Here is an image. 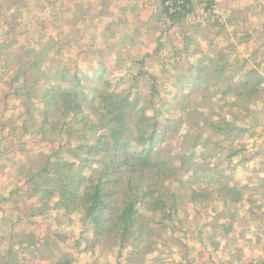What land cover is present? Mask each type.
<instances>
[{
  "label": "rangeland",
  "instance_id": "obj_1",
  "mask_svg": "<svg viewBox=\"0 0 264 264\" xmlns=\"http://www.w3.org/2000/svg\"><path fill=\"white\" fill-rule=\"evenodd\" d=\"M161 10L159 0H0V264H66L68 260H72L70 264H115L119 259L120 264H128L129 247L121 252L119 259L114 246L88 247L87 240L93 235L87 222L82 220V212H65L56 205L55 194L46 196L43 189L47 186L29 195L19 186V176L23 174L19 171L25 173L33 163L40 169L44 165L43 158L55 153V159L64 157L71 161L66 162L65 169L72 163L69 171L75 172L85 165L81 170L86 179L82 180L81 188L91 189L99 168L104 170L103 177L106 173L110 176L109 188L117 185L112 175H117L118 169L115 172L111 167L105 151L94 153L93 149L89 151L85 147L100 145L104 139L101 130L94 128L85 137L82 134L87 127L82 121H70L73 110L66 109L69 105L66 100L55 98L53 103H45L37 98L42 95L34 92L43 81L30 86L33 71L41 70L43 76L46 71L50 72V67L65 64L67 70L82 76L84 95L93 107L110 100L116 108L128 103V114L136 121L142 116L140 108L150 100L146 114L160 120V130L166 131L155 137L153 143L142 146L131 141L132 134L127 136L131 152L147 146L155 150L158 145L160 148L170 143L169 148H165L169 154L182 155L189 148L182 135L194 127V133L200 134V142L210 137L204 152L215 154L207 156L206 160L212 165L219 164L228 185L238 184L241 194L236 209L231 205L229 210L228 206L220 204L216 211L211 208L204 211L193 203L181 204L172 214L173 221L162 234L163 239L157 241L156 252L145 256V264L264 262V100L253 103L250 107L253 112L247 118L241 117L242 122H239L241 119L234 122L233 132L238 134L224 137V133L219 135L213 131L209 123L202 129L195 124L204 123L206 118L217 120L218 113L229 118L232 107L228 102L236 97L230 94L225 100L216 99L214 103L217 93L206 88V84L198 88L193 84L181 85L179 77L183 71L179 66L186 69L187 74L192 73L197 61L202 63L208 56L217 60L219 66L225 64L216 87L226 86L223 79L229 81L236 66L242 64V70L249 69L262 59L264 0H214L210 11L205 9L204 2H197L194 13L170 29L161 18ZM215 17L220 21L230 18L229 37L225 38L226 32ZM248 33L250 38L242 39ZM184 35H190L193 42L189 50H184ZM231 45L234 48L229 54ZM194 46L197 51L189 54ZM43 50V60H36L39 63L33 68L30 60L39 59ZM224 53H227L226 58H221ZM179 57H183L182 65L177 63L174 67ZM213 68L207 67L209 74ZM154 76L156 88L148 98ZM103 80L109 83L105 97H95V87L101 89ZM185 97H191L192 103L187 104ZM44 104L50 106L45 108ZM30 107L35 112L29 119L26 110ZM46 112L52 115L49 122L55 121L53 125L41 120L42 113ZM90 113V118H94L95 114ZM166 116L169 120L165 122L162 118ZM128 124L132 132L134 125ZM239 128L245 131L239 132ZM169 133L173 134L172 138L167 137ZM213 141L220 144L214 147ZM114 142L117 152L121 142L119 138ZM240 146L242 152L225 159L227 147ZM179 159L181 157L177 156L176 160ZM169 187L173 192L178 189L177 193L181 189L176 181L168 185V190ZM43 200H47L48 207L41 204ZM215 218H219V223H230L231 230L224 234L220 225L213 229ZM151 221L149 226L157 225ZM204 223L206 226L202 225ZM168 230L172 235L164 240V236H169ZM184 231V239H175V234L182 235ZM211 241L219 244V248ZM184 243L189 247L185 257Z\"/></svg>",
  "mask_w": 264,
  "mask_h": 264
},
{
  "label": "trees",
  "instance_id": "obj_2",
  "mask_svg": "<svg viewBox=\"0 0 264 264\" xmlns=\"http://www.w3.org/2000/svg\"><path fill=\"white\" fill-rule=\"evenodd\" d=\"M197 2H204L207 11L212 10L214 4V0H159V5L162 6V10L159 13L162 14L161 18L164 21L166 20L168 29L181 21H185L189 15H192ZM215 20L220 28L226 32L225 38L229 37L227 34V25L229 24L230 18L220 21L215 17ZM230 23L234 24V21H230ZM262 27H264V24ZM262 34L264 36V28ZM262 34H259V38L263 39ZM178 35H180V33H178ZM249 38V33L242 37V39L245 40ZM182 39L185 43L184 50H187L193 43L190 41V35H184L182 36ZM158 44L159 46H163V43L161 42H158ZM232 48L234 47L231 45V49H229V52L227 53L230 54L233 51ZM196 51L197 48L194 46L188 53L192 54ZM43 52L44 50L40 52L39 59L30 60V64L33 68L39 63L38 61L36 62V60H43ZM227 53L220 55V57L226 58ZM263 55L264 51L261 55L262 59L255 61L254 66L249 69L242 70V64L236 66L233 72L234 76H232L229 81L228 79L222 78L226 86L223 84L222 86L216 87V83L220 81L221 74L225 69V64L222 63L221 66H219L217 60L212 57L205 56L203 58V60L206 61L205 63L204 61L202 63L197 61L198 65L196 64L192 73L188 72L187 74V72H184L186 69L179 66L180 69H183L179 76L181 85L186 86L193 84L198 88L201 85L206 84V88L210 87L212 92L217 93L214 96V103H216V99L225 100V96H229L230 94H233L236 97V99H232L228 102L230 107H232V116L229 113L230 116L228 118V115L218 113L216 114L219 116L217 120L208 121L206 118L204 123L201 124L199 122L198 124H195L198 129H202L203 126L207 125L206 123H209L213 131L219 135L224 133V137H228L233 133L238 134L237 132H233L235 127L234 122L237 123L241 117L247 118L248 115L250 116L253 112L250 109L253 103L259 100H264ZM182 58L183 57H179V59L174 62V67L182 63ZM245 60L246 59H244V61ZM193 63L195 64L196 60H194ZM261 63H263V67L261 66ZM207 64L210 66H207ZM207 67H214L211 74L208 73ZM32 76L33 82L30 85L31 87H34L36 84L43 81L39 89H34V92H39L40 94L38 95H42L37 98L45 103H53L55 98L59 101H67L69 105H66V109L73 110L70 121H82L83 125L87 127L82 135L86 137L87 133L91 132L94 128L95 131L101 130V136L103 135L104 139L100 142V145L90 144L85 147H87L89 151H92L93 149L94 153L105 151L103 153L109 157L108 161L111 167L115 168V172L116 169H118L116 172L117 175H115V173L112 175L115 180L113 183L116 182L117 184L113 188H109L111 185L109 179L110 176H107L106 173L107 178L103 177L104 170L101 168L97 169L96 175L97 173L99 174L96 179H93V184L91 185L90 190H88L87 187L81 188L82 180L86 179V177H82L81 170L85 165L80 166L75 172L69 171L72 163L68 168L65 169V167L66 162L71 161H67L69 159L66 160L64 157V160H61L60 158L55 159L57 156L56 153L54 154L55 156L49 154L43 158L41 163L44 165L40 169L35 168V164L33 163L34 166L29 164L25 173L19 171V174L23 173L19 176L21 179L19 186L25 188L28 195L29 193H34L36 189L42 186H47L44 189L42 188L44 192L47 193L46 196L55 194L58 199L56 205L63 207L65 212H82V220L83 222H87L93 235L87 240L88 243L86 245H88V247L102 248V246H114L116 247L117 258L119 255H122L121 252L125 250L126 247H129V252L127 253L128 256H126L128 264L129 261L130 264H145V256L156 252L157 241L159 238L161 240L163 239L162 234L170 222L173 221L172 214L177 212L181 204L193 203L204 211H208L209 208L216 211L217 208L220 207V204L228 206L227 209L230 210L232 209L231 205L234 208L236 206L235 204L240 200L239 194L241 193L238 190V184L235 182L228 185L227 177L223 178V172H221L219 164L212 165L209 160H206L207 156H214L215 154V152L213 153L210 151L204 152L207 149L206 145L208 144L207 141L210 137H208L207 140L205 139L204 143L200 142V134L194 133V127L182 135L183 139H187L185 142L189 143L188 150L182 155H178L177 153L169 154L165 148H169L171 145L170 143H167L160 148L158 145L155 150L147 146L143 147L141 150L131 152V149L129 148L131 147L129 144L130 141L128 142L127 136L130 137L132 134L131 141L142 146L148 145L149 142L153 143L155 137L158 138L159 135H164V132L166 131L165 129L160 130L158 125V122H161L160 120L153 119V115L148 116L146 114L147 103H149L150 100H147L144 106L140 108L139 112L142 115L141 118H137V120L134 121L128 114V103H123L116 108L113 107L110 100L93 107V103H89L87 97L84 95L85 92L82 87L84 82L82 81V76H79L76 71L70 72V70H67L66 64L63 66L56 65L50 67V72L46 71L43 76L41 75V70L33 71ZM156 83L157 80L154 76L149 90L150 92L147 95L148 98L154 94ZM102 84L101 89L100 87L99 89L98 87H95V97H105L104 93L106 92L109 83L107 80H103ZM218 92L221 94L219 95ZM127 94L128 93H126L120 100H124ZM192 100L193 99L189 97L186 99V103L191 104ZM86 103L89 106V109L86 108ZM110 105H112V108H110ZM49 106L50 104H44L45 108ZM233 108H235V111ZM87 111L88 113H86ZM214 111L215 109L213 112ZM34 112L35 111H33L31 107L26 110V115L29 119ZM90 112L95 114L94 118H90ZM240 114L243 115L240 116ZM49 117H51L52 120L51 114L49 115L48 112L42 113L41 120L45 119L47 124L51 123V125H53L55 121L49 122ZM243 118L239 122H242L244 120ZM179 119L180 118H178V120ZM147 120L148 122L145 123ZM162 120L166 122L169 118L166 116L162 118ZM128 123L135 127L132 132H130L131 128L129 129V127L131 126H129ZM41 124H43V121H41ZM104 128H107L106 130L109 132H104L106 131ZM243 131H245V128H239V132ZM127 132H129V134ZM167 137L172 138L173 134L169 133L167 134ZM117 138H119L121 144L116 152L114 140H117ZM220 141H222V139ZM113 144L115 146L114 148ZM213 144L215 147L220 143L213 141ZM222 147L223 146L220 145V149ZM227 149L228 154L225 156V159L229 160L242 152L243 148L240 146L238 148L227 147ZM188 151L189 153L187 154ZM118 152L119 154H117ZM119 156L120 158L118 159ZM177 156H180L181 159L176 160ZM185 164L188 166H185ZM93 171H95V169H93ZM173 181H176L181 188L178 193V189L174 192L170 187L169 190L167 189L168 185ZM46 203L47 200L41 202L43 206H47ZM41 212L42 211L39 213ZM32 214L33 213H30V215ZM153 217H156V219ZM151 220H154L157 225L154 227L149 226L152 223ZM218 221L219 218H215V222L213 221V229H215V227L217 228V225H220L223 227L222 231L224 234L231 230L230 223L228 224V222H225L222 224ZM202 225L206 226L205 223ZM198 230L200 231V229ZM171 235L172 233L170 231L169 236H164V240L165 237L170 238ZM174 236L176 237H173L175 239H184L185 231L182 235L175 234ZM211 243H214L216 249L219 248V244L213 241H211ZM183 246H186V249L183 252V256L185 257L188 254L189 247L187 246V243H184ZM119 260H117L115 264H120ZM71 262L72 260H68L66 264H70ZM261 264H264V262Z\"/></svg>",
  "mask_w": 264,
  "mask_h": 264
}]
</instances>
